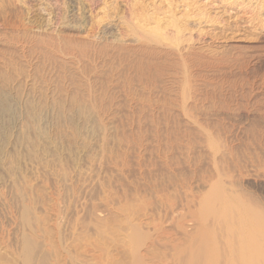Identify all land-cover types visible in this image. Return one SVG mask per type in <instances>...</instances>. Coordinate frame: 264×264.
I'll use <instances>...</instances> for the list:
<instances>
[{
	"label": "rangeland",
	"instance_id": "1",
	"mask_svg": "<svg viewBox=\"0 0 264 264\" xmlns=\"http://www.w3.org/2000/svg\"><path fill=\"white\" fill-rule=\"evenodd\" d=\"M257 219L264 0H0V264H264Z\"/></svg>",
	"mask_w": 264,
	"mask_h": 264
},
{
	"label": "bare ground",
	"instance_id": "2",
	"mask_svg": "<svg viewBox=\"0 0 264 264\" xmlns=\"http://www.w3.org/2000/svg\"><path fill=\"white\" fill-rule=\"evenodd\" d=\"M210 203H212V197L207 200V204H210ZM236 208H238V207L236 206ZM224 209H226V207H224ZM229 209L232 210V209H234V207L229 208ZM237 210H239V209H237ZM258 224H264V222L261 219L254 220L253 227L247 232L246 235H244L245 241L250 242L255 246L257 245L258 241H257V229L254 226H256Z\"/></svg>",
	"mask_w": 264,
	"mask_h": 264
}]
</instances>
